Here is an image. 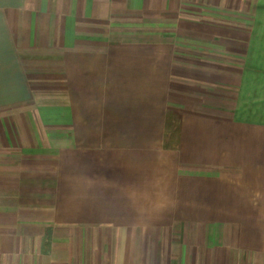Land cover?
Wrapping results in <instances>:
<instances>
[{
  "label": "crops",
  "instance_id": "crops-1",
  "mask_svg": "<svg viewBox=\"0 0 264 264\" xmlns=\"http://www.w3.org/2000/svg\"><path fill=\"white\" fill-rule=\"evenodd\" d=\"M0 264H264V0H0Z\"/></svg>",
  "mask_w": 264,
  "mask_h": 264
},
{
  "label": "rangeland",
  "instance_id": "rangeland-1",
  "mask_svg": "<svg viewBox=\"0 0 264 264\" xmlns=\"http://www.w3.org/2000/svg\"><path fill=\"white\" fill-rule=\"evenodd\" d=\"M169 124L167 123V126H168ZM170 126V125H169Z\"/></svg>",
  "mask_w": 264,
  "mask_h": 264
}]
</instances>
